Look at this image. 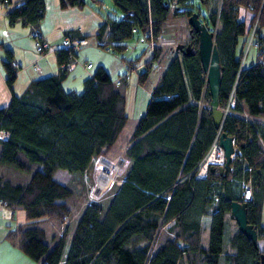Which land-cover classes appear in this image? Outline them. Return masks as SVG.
<instances>
[{"label":"trees","instance_id":"obj_1","mask_svg":"<svg viewBox=\"0 0 264 264\" xmlns=\"http://www.w3.org/2000/svg\"><path fill=\"white\" fill-rule=\"evenodd\" d=\"M99 1V0H98ZM207 4L211 0H198ZM9 21L22 19L38 28L44 0H0ZM85 0H58L59 7L83 6ZM119 16L101 17L94 33L116 50L132 28L147 39L159 34L170 16L190 11L175 5L190 0H111ZM216 0L208 13L216 23L213 42L222 64L219 105L224 104L239 65L240 45L257 15V35L264 32V1ZM205 20V19H203ZM177 29L176 42L197 46V36ZM185 31V32H184ZM67 34L70 37L81 34ZM83 37V36H82ZM105 43V42H104ZM1 44V42H0ZM144 61L137 78L145 82L153 62H165L152 86L145 110L130 128L123 93L109 73L97 65L83 79L79 91L64 89L67 69L33 77L19 94L11 93L0 107V164L14 173H0V200L9 209L22 208L24 222L9 227L5 240L35 264H259L264 253V225L260 220L264 198V67L249 64L235 81V103L221 121L220 130L234 137L235 152L218 171L195 170L217 133L208 106V89L198 53L184 54L161 45ZM67 50L57 48L56 60ZM139 57L129 58L126 67ZM10 87L15 70L5 64ZM126 166L111 193L86 200L71 181L61 182L55 171L80 178L90 162L120 153ZM101 156V157H102ZM104 158V157H102ZM250 181L246 219L255 228L256 243L237 229L222 244L231 200L241 201L243 182ZM76 195V211L69 200ZM73 204V203H72ZM209 216L207 241L200 222ZM66 223L46 238L40 218ZM236 224V223H235ZM260 243H259V242Z\"/></svg>","mask_w":264,"mask_h":264},{"label":"rangeland","instance_id":"obj_2","mask_svg":"<svg viewBox=\"0 0 264 264\" xmlns=\"http://www.w3.org/2000/svg\"><path fill=\"white\" fill-rule=\"evenodd\" d=\"M191 2L188 4H179L175 5L176 10H184V11H196L198 13L199 19L203 20L205 19L208 23V13L216 4V0H211L207 4H204L202 2H199L198 0H190ZM91 7L93 11L96 12V15L101 17H105L107 15L116 17L119 16V10L112 4L111 0H85L83 3V6ZM83 6H80L82 8ZM188 23V22H187ZM189 25V24H188ZM186 17L185 14L180 13L177 15L170 16L169 19L165 22L164 26L161 28L160 32L164 34V36H168L167 38L172 37L175 40H177V33L179 37V32H177V29L185 30L186 28ZM177 32V33H176ZM185 32V31H184ZM131 36L127 37V39L121 41L123 43V48L121 49H115L111 46L110 43L106 42L105 39H102L103 44H99V41L97 37H95L94 33L87 32L84 37H86V42L81 45L77 50V55H79L81 60H90V62L93 64L91 68H89L90 71L95 70L94 68L97 67V65H102L103 68L106 69V71L109 73L110 78L115 83L117 80H119L118 83H116L117 89H119L124 96L125 102H124V110L128 117V122L125 126V128H130L131 123L134 118L139 116L142 112H144V108L146 105V102L149 99V96L151 94L152 86L155 84L156 80L158 79V76L161 72V69L164 67L165 62H160L159 64L156 62H153L151 64V68L148 71L147 79L145 82L139 81L137 78L138 73H140L141 70H143L144 67V61L147 60L150 56L149 53L151 52L152 47L149 45V39H147L144 35L141 34V32L136 30L135 27L132 28ZM157 36V35H156ZM153 37L154 39L156 38ZM105 42V43H104ZM157 45V44H154ZM161 46L169 47L170 49H174V46L172 44L168 43H160ZM139 57L137 61L135 62L134 66H128L126 67L124 61L128 60L129 58ZM252 60L250 57V54L248 53L245 59V65H249ZM83 63V62H82ZM125 75L126 77H123ZM123 77V78H122ZM68 88V86H67ZM66 89V88H65ZM78 91V90H77ZM211 145L208 147L207 152L209 153V150ZM210 148V149H209ZM102 156V155H101ZM94 158L90 162V166L86 171H84L81 174L80 178H74V180L70 179L68 177V174L65 171H59L55 176L61 181V182H67L71 181L76 187L77 190L82 189V195L85 197L86 200L89 199H101L103 196L108 195L111 193L113 188V182H119V180L123 176V170L126 166V158L123 156V154L116 153L114 155L109 156V158L104 157L105 159H108L112 161L113 163L118 162L119 167L118 170L115 172L112 181L109 184H106L105 187L99 188L98 185V175H99V157ZM101 157V158H102ZM210 157V156H209ZM103 158V159H104ZM120 161V162H119ZM6 173H14V169H11L9 167H6ZM81 182L82 187H81ZM95 186L99 189V191L94 192L92 188H95ZM92 189V190H91ZM78 197L74 195L69 200V206L73 208V210L76 211V208L74 203L78 202ZM73 203V204H72ZM15 214V220L11 221V226L17 225L21 222H24L25 217H23V209L18 207ZM49 219V218H47ZM51 223L45 222L43 220L37 221L36 224L42 225L45 228L46 231V238L51 236L53 233H59L61 231V227L66 223L67 219L66 217H62L61 221L56 218H50ZM209 216L205 215L201 220L202 228H201V234H202V242L205 244L207 241V230H208V223ZM225 226L223 228V238H222V244L224 247V250H230L229 245L227 244L228 237L230 235V232L235 227V222L230 217L226 218ZM259 242V241H258ZM260 243V242H259ZM17 248V247H16ZM220 264H222L220 262Z\"/></svg>","mask_w":264,"mask_h":264},{"label":"crops","instance_id":"obj_3","mask_svg":"<svg viewBox=\"0 0 264 264\" xmlns=\"http://www.w3.org/2000/svg\"><path fill=\"white\" fill-rule=\"evenodd\" d=\"M44 7V14L38 23V29L43 38L47 40V47L43 52L37 54L33 50L29 25L22 19L9 21L4 6L0 2V107L7 104L13 93L19 94L33 77L54 73L58 70L59 63L56 60V54L64 33L81 34L84 37L87 32L95 33L97 24L101 20L90 6L84 5L80 8L73 5L61 8L58 5V0H44ZM75 56L77 61L72 69L67 70L65 78L62 80V86L64 89L77 92L82 87L83 79L91 74L92 71L89 68L93 64L91 63V66L85 69L82 62L90 60H81L77 52H75ZM11 59L15 60L17 65L13 66L16 74L9 87L5 83V64L10 65ZM33 64H37L38 68H34ZM5 168L0 164V173L5 174ZM59 171L65 170L59 169L55 171L54 175ZM16 210L17 208L9 209L6 205L0 206V264H35L16 246L5 240V231L12 227L11 221L16 219ZM260 210L259 221L264 225V201ZM22 215L25 217L24 213ZM204 216L202 215L201 219ZM40 220L51 223V220L47 218H40L36 221Z\"/></svg>","mask_w":264,"mask_h":264},{"label":"water","instance_id":"obj_4","mask_svg":"<svg viewBox=\"0 0 264 264\" xmlns=\"http://www.w3.org/2000/svg\"><path fill=\"white\" fill-rule=\"evenodd\" d=\"M186 22L189 24V31H193L197 36V46L190 42H176L175 50L183 52L184 54H192L196 51L198 53L199 63L202 71L205 74V82L208 89V106L210 107V117L213 126L219 128L222 120V109L219 106L218 91L221 80L222 64L219 61V53L217 52L216 43L213 42L214 32L209 30V24L206 20H200L196 11L190 10L186 17ZM218 143L223 149V163L217 166L208 164L209 169L217 168L218 171L224 169L231 161L232 153L234 151L231 135L224 130L218 133ZM120 162V161H119ZM229 217L236 223L237 229L243 233L253 245L256 243L255 228L246 219V201L231 200L229 208ZM259 264H264V253L260 254Z\"/></svg>","mask_w":264,"mask_h":264},{"label":"built area","instance_id":"obj_5","mask_svg":"<svg viewBox=\"0 0 264 264\" xmlns=\"http://www.w3.org/2000/svg\"><path fill=\"white\" fill-rule=\"evenodd\" d=\"M6 1V0H3ZM264 0H261L260 6L261 4H263ZM260 10V7H259ZM259 10L255 16V20L252 24H250L244 35L242 38V42L240 45V56H239V65L236 71V77L233 81V85L231 90L228 92V96L226 97V101L224 102V104L219 105L222 109V119L224 118V115L231 110V108L234 106L235 103V94H234V87H235V81L236 78L238 77L239 71L242 70L243 68H245L247 65H245V59L247 54H250V57L252 58V60L250 61V64H256L259 63L260 65H262L264 67V32H261L257 35L256 33V27H257V15L259 13ZM30 29H31V34H32V40H33V50H35V52L37 54H40L41 52L44 51V49L47 47V40L43 38L41 31L33 26L32 24H28ZM216 23L212 26L209 25V29L213 32L215 29ZM168 37V36H167ZM166 36H164V34H162L161 32H159V34L156 36V38L154 39L153 37L150 38L149 40V45L150 47L153 46L154 44L160 45V43H168V44H172L173 46L175 45V40L170 37L167 38ZM61 43H60V47L62 49H66L67 55L66 58L64 59L65 61H62L61 63H59V67L70 70L74 67L77 59L75 56V52L76 50L85 43L86 41V37H82L79 35H74L73 37L68 36L67 34H63V36L61 37ZM84 68H89L91 66V62L90 61H86L82 63ZM10 65L11 67L16 66L17 62L13 59H11L10 61ZM34 68H38L37 64H33ZM123 77H126L125 75H123ZM122 77V78H123ZM119 80L116 81V83H118ZM222 121V120H221ZM221 124V123H220ZM220 131V125L219 128L217 130V133L214 136L213 141L211 142V147L210 148H215L217 149V156L214 158H210V150L209 153H207V155L205 154L199 161V163L197 164V169L195 170V176L198 177H204L206 175L207 172V168H208V164H213L215 166H217L218 164H222L224 159H223V149L221 148V146L218 143V133ZM6 135V131L4 130H0V137H4ZM233 137V136H231ZM232 144H233V148L234 151L232 153V156L235 152H239V150L237 148H235V144H234V137L232 139ZM209 148V149H210ZM101 158V157H99ZM114 180V179H113ZM94 190L95 193H97L96 191H99L98 188H92ZM91 189V190H92ZM251 197V190H250V181L247 180L246 182H243V187H242V198L243 200H247L250 199ZM94 199V198H92ZM90 199V200H92ZM6 203L3 200H0V206H5Z\"/></svg>","mask_w":264,"mask_h":264},{"label":"bare ground","instance_id":"obj_6","mask_svg":"<svg viewBox=\"0 0 264 264\" xmlns=\"http://www.w3.org/2000/svg\"><path fill=\"white\" fill-rule=\"evenodd\" d=\"M258 64V63H257ZM222 76V75H221ZM218 154L217 149L214 147L210 150V158L216 157ZM99 175H98V187L103 188L106 184H109L115 172L118 170L119 164L118 162L113 163L108 159L99 158ZM97 188V187H96Z\"/></svg>","mask_w":264,"mask_h":264}]
</instances>
